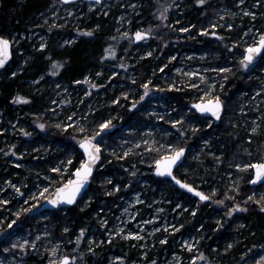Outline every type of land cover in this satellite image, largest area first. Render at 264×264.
<instances>
[{
  "label": "rangeland",
  "instance_id": "1",
  "mask_svg": "<svg viewBox=\"0 0 264 264\" xmlns=\"http://www.w3.org/2000/svg\"><path fill=\"white\" fill-rule=\"evenodd\" d=\"M155 1L157 16L154 22L148 19L143 10L147 8V3L142 0H101L99 3H88L85 11L81 6L82 1L68 5L53 3L34 18V25H26L27 29L21 32L6 30L0 34L13 40L17 61L20 60L14 66L16 72L24 68L30 58V51L39 50L41 44H47L51 27L61 28L70 23L78 34L87 32L89 13L92 11L98 10L99 15L113 12L111 20L117 34V40L108 44L103 53V59L108 64L106 68L101 66L93 73L69 82L60 77L64 62L55 60L48 79L46 74L42 75L46 77L45 83L38 86L43 78L25 81L26 90L33 88L39 93L44 90L48 92L47 103L43 108H24L25 104L30 105L31 100L28 94H19L28 99L20 102L15 100L17 106H12L15 117L11 118L0 111V133L5 135L0 141V158H4L0 161V260L3 264H47L49 260H59L64 255L75 257L72 264H189L183 252L195 248H189V245L197 244L195 235L181 234L172 241L171 252L164 249L159 259L157 254L168 236L177 232L173 226L181 228V215L188 207L178 201L175 208L170 210V199L165 187L157 188L154 185L149 191L151 196L147 195L150 185L148 174L153 173L155 161L174 148H187L188 161L183 164V169L196 180L197 187L200 188L202 184L209 186L211 192L202 189L212 198L221 191L227 192L222 199L214 197L210 200L220 209V213L228 210L225 202L231 203L229 207L232 209L237 203L242 205L239 201L242 197H245L246 202L253 199L261 201L264 197V185L249 191L246 196L232 193L236 191L241 195L240 189L249 179V169L237 168L236 165L257 162L256 157L262 158L258 161H264V55L257 64H250L247 69L241 67L247 46L258 42L260 34L264 33L254 27L255 19L264 14V0H244L243 4L240 0H205L204 4L196 2L202 6L203 17L199 23L192 21V24L183 11L178 10L180 0ZM165 5L174 6L165 12ZM161 13L167 19H163ZM230 13L234 18H230ZM251 13H255V16ZM44 28L50 31L46 32ZM182 28L188 31H180ZM201 29H207V32ZM234 29L236 33L232 36L229 31ZM138 30H150L151 34H156L154 41L145 40L142 42L144 44L131 48L129 44L134 43L133 34ZM210 32L218 35H209ZM208 37L215 41L213 43L216 46L228 45L232 51L228 49L223 52L218 48L219 54L211 49L214 46L208 47L204 43ZM228 38L234 39L227 41ZM77 39L78 35L71 38L59 35L56 37V46L62 49ZM238 43L245 44L243 52L241 48H236ZM26 46H30L28 52ZM159 48L162 50L160 54L157 52ZM110 51L115 54L108 55ZM153 55L158 56H154V62L144 77L140 65ZM56 62L63 67H58ZM222 68L231 71H220ZM193 72L197 75H190ZM149 80V88L144 89L143 85ZM240 80L242 86L238 87L241 85L238 84ZM145 91L148 93L146 96ZM184 96H189L186 102L182 99ZM217 96L225 105V112L218 121L206 116L201 118L190 107L193 102L207 101ZM126 107L132 112L130 122H126L128 117L123 115ZM99 110L106 111L105 117L93 120ZM105 120H111L113 126L96 137V142L102 144V158L97 167L106 171L115 162L114 165L122 169L116 180L111 174L102 176V171L100 174L103 182L100 185L105 195L113 196V206L106 208L95 221L89 217L80 227L85 229L84 233L81 234L79 229L76 238L66 241L57 234L59 232L55 230L52 214L40 211V207L47 200L46 197L54 194L59 183H66L73 178L71 164L67 163L74 160L71 148L84 137L94 135L98 125ZM221 122L227 128L231 125L238 127L235 137L238 138L235 143L238 147L233 155L234 147L230 143L227 148L221 141V133L207 131L214 123ZM41 124L45 127L41 128ZM117 127L120 132L111 138L108 133ZM253 128L257 131L253 132ZM227 149H230L231 154L222 167V174L206 180L199 178L196 168L198 161L205 160V156L220 158ZM125 159L127 164L120 163V160ZM131 164L134 166H129ZM56 168L61 171H53ZM252 179L253 175L250 184ZM45 188L47 192H44ZM222 188L226 190H220ZM250 196L253 198L248 199ZM93 198V193L88 191L85 200L76 206L83 210ZM5 200L7 204H4ZM220 200H224V203H218ZM200 202L203 201L197 198L194 206ZM18 211L21 212L19 217L16 215ZM66 228L70 230L67 226L63 230ZM128 233H138L139 238ZM77 237L80 239L77 240ZM105 237L108 238L106 242ZM25 240L29 243L20 248L18 245ZM114 240L132 242L131 248L140 252L139 261L126 263L125 257L115 251H109L100 260L88 259L95 256L93 250L96 247ZM185 241L188 243L185 244ZM54 248L57 250L55 256L52 253ZM124 251L129 252V248L126 247ZM116 257H123V260H117Z\"/></svg>",
  "mask_w": 264,
  "mask_h": 264
},
{
  "label": "trees",
  "instance_id": "2",
  "mask_svg": "<svg viewBox=\"0 0 264 264\" xmlns=\"http://www.w3.org/2000/svg\"><path fill=\"white\" fill-rule=\"evenodd\" d=\"M147 3V8L143 10L147 13V17L151 22H154L157 16L156 8L157 2L155 0H142ZM0 34L6 30H15L21 32L27 29L26 25H34V18L42 13L44 10L50 7V4L63 5L64 3L61 0H0ZM197 0H180L179 11H183L184 15L189 18L190 23H199L203 17L202 6L198 5ZM87 2L82 1L81 6L84 11L87 9ZM208 7L207 4L204 5ZM113 12L108 14H98V10L92 11L89 13V24L87 26V32L83 34H78L75 31V27L71 26L70 23L62 26L61 28L51 27V32L48 34L49 39L45 48L39 50L30 51V58L26 62L23 69L20 72H16L15 64L20 62L17 61L16 49H13V58L10 64L5 68V71L2 72V75H6L4 78L0 77V111H3L5 115L13 118L15 117V110L12 106H17L15 103V97L19 94H28L30 98V105H24V108L38 106L43 108L46 105L47 96H49L47 91H42L39 93L35 89L26 90L24 85L27 84L25 81H33L43 78L39 85H42L46 82V77H49V70L53 61L61 60L64 62L65 66L60 74V77L73 82L80 78L85 77L87 74L93 73L98 70L101 66L104 68L107 67V60L103 59V53L108 44L117 40V34L113 27V20L111 17ZM230 18H234L231 16ZM84 20V18H82ZM193 21V22H192ZM170 23V20L168 21ZM255 26L264 32V14L255 19ZM137 28V27H136ZM134 28V29H136ZM46 32H49L48 28H44ZM166 31V28L163 29ZM88 32L92 34L89 35ZM229 33L233 36L236 33V30H230ZM59 35L74 37L78 35V39L73 42L71 45H66L62 49H58L56 46V37ZM158 35V34H157ZM1 36V35H0ZM156 34L151 35L147 40H151V43L154 41ZM212 38L208 37L205 40V44L208 47L214 46L211 49H214L219 54L220 51H225L230 49V46H216L211 40ZM234 38H228L227 41H230ZM144 43L136 44L130 43L131 48H137L139 45ZM243 45V46H242ZM244 43H238L236 48H241V52L246 48ZM216 47V48H215ZM27 52L30 46H26ZM220 49V51L218 50ZM161 48L158 49V54L161 53ZM229 51H232L231 49ZM223 55V54H222ZM153 55L146 58L143 61L141 66V73L144 77L147 75V69L150 68L151 64L154 62ZM221 57V56H220ZM229 61V60H228ZM15 72L16 75L13 76L12 73ZM46 74L44 78L42 75ZM243 81V80H242ZM244 83V82H243ZM238 87L242 86V82H238ZM180 94V92H175V94ZM185 93V92H184ZM189 96H184L182 99L186 102V99ZM23 107V106H22ZM23 108V109H24ZM194 109V108H193ZM195 110V109H194ZM196 111V110H195ZM105 110H99L93 116V120L99 117H105ZM197 112V111H196ZM194 112L196 117H199L198 114ZM126 118V122H130L132 119V112L128 111L127 107L123 112ZM201 118H206L201 115ZM224 122L214 123L207 131H215L221 133V141L225 143L228 148V145L231 143L233 148V154L237 151L238 146H236V141L238 138L236 134L238 133V127L223 126ZM225 129H223V128ZM120 132L119 128L112 129L108 135L111 138L117 136ZM5 135L0 133V141ZM197 138V136H195ZM260 139V137H258ZM233 139V140H232ZM74 152V160L71 163V171L74 172L76 167L80 166V161L83 159L81 151L78 149V146L75 145L71 148ZM231 154L230 149H227V152L223 153L222 157H209L205 156V160L198 161L196 165L197 173L200 177H203V180L213 177L216 174H222V167L226 165L227 160ZM262 156V154H258ZM1 157V154H0ZM262 159L261 157H256V161ZM4 158H0V161ZM127 160H120V163L127 164ZM188 161L186 155L185 162ZM184 162V163H185ZM112 163V167L106 171L99 170L98 167L95 169V177L90 186L89 191L93 193V200L91 203L83 210L78 209V206H70L67 208H58L53 211H48L52 214L54 218L55 230L60 237L64 238L66 241L68 239L76 238L79 233V229L89 217L92 218V221H95L100 218V213H103L106 208L113 206V196L105 195L103 186L100 184L103 183L101 180V175L111 174L117 177L122 173V169ZM129 166H134L133 164ZM136 167V166H135ZM138 168V166L136 167ZM116 170H118L116 172ZM102 171V174H101ZM247 173L248 180L245 181L242 186L241 195L238 192L235 193L237 196H246L247 193L251 190H257L261 188L264 184L258 186H252L250 184V179L252 177V169L248 170ZM127 173V172H126ZM196 173V172H195ZM9 174V173H7ZM101 174V175H100ZM177 176L186 180L193 185H196V180H194L190 174H186L183 169V165L176 170ZM129 174L127 173V176ZM150 185L149 191H151L154 185H157V188L165 187L167 192V197L170 199V204L168 207L170 210L174 209L178 201H182L184 207H188L181 215L182 225L177 232L170 234L168 240L165 244L160 245L157 254L159 255L158 259L162 256L164 249L169 252L172 251L171 243L179 235H195L197 237V244L195 248L191 249L189 252H183L184 258L187 259L189 264H264V261L261 260V257H264V208H262L256 199L249 200L246 202L245 197L239 199L242 202V208L246 210H237L233 213L232 216H228V212L231 210L229 207L231 203L225 202L224 204L228 208L224 213L219 212V208L210 200L207 202H200L196 207L194 206V201L197 200V197L192 196L191 194L181 191L179 188L173 185V183L164 177H157L154 173L148 174ZM65 182V181H64ZM63 182V183H64ZM222 183V182H220ZM62 185L59 183V186ZM199 188V187H198ZM200 188H204L211 192V188L205 184H202ZM220 190H226L224 188ZM209 195V194H208ZM227 192H220L219 195L213 196L215 199H222L226 197ZM151 196V195H149ZM211 197V195H209ZM86 195L80 200L82 202L85 200ZM211 197V200L213 199ZM81 205V203H80ZM145 205V204H143ZM142 205V206H143ZM146 210V209H145ZM45 212V211H42ZM195 213V214H193ZM99 215V216H96ZM69 227L70 230L65 232L63 227ZM203 226V227H201ZM62 229V230H61ZM108 238L105 237L104 242ZM132 242H120L114 240L109 242L104 246H98L93 250V255L90 258H97L100 260L101 257L108 255L109 251H115L121 256L125 257L126 263L131 260L140 259V252L135 251L134 247L131 248ZM129 248V252L124 251L125 248ZM177 249V248H176ZM177 251L181 252L180 249ZM152 256V255H151ZM195 256V259H192ZM199 258L198 257H201ZM150 256L147 258L149 259ZM93 260V259H92Z\"/></svg>",
  "mask_w": 264,
  "mask_h": 264
},
{
  "label": "snow or ice",
  "instance_id": "3",
  "mask_svg": "<svg viewBox=\"0 0 264 264\" xmlns=\"http://www.w3.org/2000/svg\"><path fill=\"white\" fill-rule=\"evenodd\" d=\"M198 3L204 4L205 0H197ZM259 2V0H258ZM240 3L243 4L244 0H240ZM174 5H165V12L167 11L168 8L173 7ZM253 17L255 16V13H251ZM161 16L163 19H167V16L164 13H161ZM123 19V18H121ZM212 27H216V25H212ZM228 27H232V25H228ZM87 31V30H85ZM180 31L187 32V28H182ZM203 32H207V29H201ZM89 35H91V32H88ZM209 35L216 36L218 33L216 32H210L208 33ZM125 35H129L128 33H125ZM135 39L136 40H142L146 39L151 35V31H137L135 34ZM245 36H248V33L244 34ZM12 44L13 40L5 37V36H0V67H4V65L8 62L9 58L12 56ZM40 47L43 49L46 47L45 44H41ZM235 47V45H233ZM114 52H109L108 55H114ZM262 54H264V33L260 34L258 42H254L251 45H248L246 48V54L243 55V59L241 62V67L247 69L250 64L253 63L258 57H260ZM148 55H151V53H148ZM172 59H175V57H172ZM58 67H63L62 64L59 62H56ZM123 66V65H122ZM179 71V69H178ZM220 71H231V69H220ZM13 76L16 75L15 72L12 73ZM190 75H197V73H190ZM227 79V77H225ZM87 82V81H86ZM79 83V81H77ZM149 84H151V80H149L147 83L143 85L144 89L149 88ZM93 87H100V85H93ZM171 87H175V85H172ZM148 93L145 91L144 95L146 96ZM126 96L127 93H124ZM205 95H208L205 93ZM17 102H20L21 100H26L28 99L27 97L23 96H17L14 98ZM143 99V96L141 97ZM118 102V101H114ZM135 107V104L132 105ZM195 107L200 110V112H211L217 119L220 118L222 112L224 111V104L223 101L220 99V97H214L213 99H209L207 101H201L199 103H196ZM71 119V118H70ZM173 123L179 124V121H173ZM71 125H67L66 127H70ZM112 121L111 120H105L104 122L100 123L98 125V131L95 132L94 135L86 136L80 141V147L84 150L86 153V158L80 161V166L76 167L74 172H75V179H70L68 180L65 184H63L62 187L56 190V195L55 197H46V199L50 200V202L53 205H60L62 202H66L68 204H74L76 203L77 197L80 195L81 191L85 188V185L93 178V170L96 167L97 163L101 160V149H102V144L96 142V137L100 136L101 133L105 132L106 129L112 127ZM210 126V125H209ZM41 128H44L45 125L41 124ZM81 132L84 131L83 128L80 129ZM253 132H256L257 129L253 128ZM26 135H29L26 133ZM251 139V137H249ZM15 146H13V149ZM169 148H172L171 145H169ZM186 149L184 147H179V148H174L172 151H170L167 155L162 156L160 159L156 160L155 163L158 165L156 168V171L160 173L161 175H169L174 177L173 173V168L177 165V162L181 160V158L184 156ZM127 155V153H125ZM63 163V162H62ZM68 164H71V160L67 161ZM237 168H244V169H254L255 170V175L253 179V183L262 181L264 180V161H257L254 163L250 164H237ZM67 171V168L64 169ZM55 172H60V168L53 169ZM175 178V177H174ZM178 183L182 184V186L186 189H190L191 192L196 193L202 200H209L211 197L206 195L204 192L199 191L197 188L193 187L191 184L186 183L184 181H177ZM10 183V181H9ZM116 190H119V186H116ZM19 192V189H17ZM48 189L45 188L44 192H47ZM23 195V193H21ZM43 195V193H41ZM253 196H255V193H253ZM253 196L248 197V199H252ZM232 199H235V197H232ZM264 197H262L261 201H257L258 204L262 208H264ZM38 202V201H37ZM8 201L5 200L4 204H7ZM218 203L223 204L224 200L218 201ZM34 207V205H33ZM237 210H246L242 208V205L237 203L235 206L228 212V216H232L233 213H235ZM25 211H31V209H25ZM195 214V213H193ZM17 217L21 215V212L16 213ZM13 224L16 223L15 220L12 221ZM107 221H105V224ZM11 226V225H10ZM182 228L183 225H180ZM203 227V226H201ZM174 231H178L179 229H176L173 226ZM65 231H68L66 228ZM85 229H80L81 234H83ZM123 232V228L120 230ZM129 236H136L139 238L138 233H128ZM80 237H77V240H79ZM166 242V241H165ZM29 242L25 240L22 244H19L18 246L20 248H24L25 245H27ZM103 243V241H101ZM185 244L188 242L185 241ZM15 246V245H14ZM35 247V245H32ZM195 245H189V248H193ZM53 256L57 254V250L54 248L52 250ZM202 258L201 257H198ZM75 259V257H71L69 255H64L61 259L56 260L52 259L49 260V264H70V261ZM117 260H123V257H116ZM261 260L264 261V257H261ZM0 264H3V261L0 260ZM154 264V262H153Z\"/></svg>",
  "mask_w": 264,
  "mask_h": 264
},
{
  "label": "water",
  "instance_id": "4",
  "mask_svg": "<svg viewBox=\"0 0 264 264\" xmlns=\"http://www.w3.org/2000/svg\"><path fill=\"white\" fill-rule=\"evenodd\" d=\"M61 1H62L64 4H67V5H68V4H74V3L79 2V1H84V2H87V3H99V2H101V0H61ZM138 31H145V30H138ZM136 32H137V31H136ZM136 32H135V33H136ZM135 33H134V34H135ZM134 34H133V38H134V42H135L136 44H139V43L144 42L145 40L149 39V38L151 37V35H152V34H151V35H150L148 38H146V39L136 40ZM11 51H12V56L9 58L8 62L4 65V67H0V72L3 71V70H4V69L10 64V62H11V60H12V58H13V44H12V49H11ZM245 54H246V51H245L244 55H245ZM263 55H264V54H262V55H261L260 57H258L255 61H253L252 64H257V63L262 59ZM199 102H201V101H199ZM199 102H193V103H191V104H190V107H191V108H194V109H195L200 115H202V116L211 117V118H214L216 121H218V120L221 119V117L223 116V114H224V112H225V105H224V111L222 112L220 118L217 119V118H216L211 112H200V110L197 109V108L195 107L196 103H199ZM223 104H224V103H223ZM77 146H78V149L81 151V153H82V155H83V159H85V158H86V153H85L84 150L80 147V142L77 144ZM184 148L186 149L184 156L181 158L180 161L177 162V165L173 168V173H174V177H175V178H174L173 176H169V175H161L160 173H158V172L156 171V168L158 167L157 164H156L155 167H154L153 173H154V175L157 176V177H164V178L169 179V180L173 183V185L176 186L177 188H179L181 191L187 192V193L191 194L192 196L197 197L198 199L202 200V199H201L196 193L191 192L190 189H186V188H184V187L182 186V184H180V183L177 182V181L179 180V181H184V182H186V183H189V182H187L186 180H184V179L180 178L179 176H177V174H176V170H177L179 167H181V166L184 164L185 160H186L187 148H186V147H184ZM101 158H102V151H101ZM83 159H82V160H83ZM100 161H101V160H100ZM100 161H99V162H100ZM99 162L97 163V165L99 164ZM97 165H96V167H97ZM96 167H95L94 170H93V178H92V179H91V180L85 185V188L81 191L80 195L77 197L76 203H74V204H68V203H66V202H62L60 205H53V204L50 202V200L47 199V200L43 203V205L40 207V211L48 212V211H53V210L58 209V208H61V207H63V208H67V207H70V206L77 205V204L80 202V200H81V199L87 194V192L89 191L90 186H91V184H92V182H93V180H94V177H95V169H96ZM254 175H255V170L253 169V179H254ZM72 179H75V172H74V174H73V178H72ZM253 179H252V181H253ZM252 181H251V185H252V186H258V185H262V184H264V180H262V181H258V182H255V183H253ZM63 184H65V183H63ZM63 184L60 185L57 189H59L60 187H62ZM189 184H191L193 187L197 188L199 191H202V192H204L206 195H208L203 189L196 187V186L193 185L192 183H189ZM57 189H56V190H57ZM55 195H56V191L54 192V194H53L51 197H55ZM208 196H209V195H208ZM209 200H211V198H210ZM209 200H202V201L207 202V201H209ZM69 256H70V255H69ZM71 257H72V256H71ZM72 263H73V260L70 261V264H72ZM47 264H49V262H48Z\"/></svg>",
  "mask_w": 264,
  "mask_h": 264
}]
</instances>
